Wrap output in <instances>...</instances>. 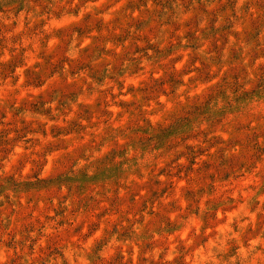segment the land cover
I'll return each mask as SVG.
<instances>
[{
  "label": "rangeland",
  "instance_id": "obj_1",
  "mask_svg": "<svg viewBox=\"0 0 264 264\" xmlns=\"http://www.w3.org/2000/svg\"><path fill=\"white\" fill-rule=\"evenodd\" d=\"M0 264H264V0H0Z\"/></svg>",
  "mask_w": 264,
  "mask_h": 264
}]
</instances>
